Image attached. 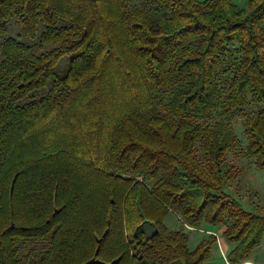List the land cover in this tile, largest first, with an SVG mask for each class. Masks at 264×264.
<instances>
[{"label":"trees","instance_id":"obj_1","mask_svg":"<svg viewBox=\"0 0 264 264\" xmlns=\"http://www.w3.org/2000/svg\"><path fill=\"white\" fill-rule=\"evenodd\" d=\"M263 23L264 0H0V264H204L202 223L246 261L264 216L225 190L235 137L207 120L264 102ZM242 123L264 168V107Z\"/></svg>","mask_w":264,"mask_h":264},{"label":"rangeland","instance_id":"obj_2","mask_svg":"<svg viewBox=\"0 0 264 264\" xmlns=\"http://www.w3.org/2000/svg\"><path fill=\"white\" fill-rule=\"evenodd\" d=\"M239 6L247 5V0H234ZM7 36L16 39L19 42L26 43L32 46L34 52H41L49 49L52 45H41L38 39L30 40L27 38L21 27L15 22L14 18L8 20ZM2 39L0 38V51ZM1 58V56H0ZM227 67V63L220 68V72ZM226 76L228 73L225 74ZM222 101V99L220 100ZM264 107V102L257 105L247 102L231 113L222 112L223 106L218 105L216 111L208 118V123L216 121L223 122L235 137V141L225 153V161L233 164L236 167V176L226 181L225 190L236 199L241 207L246 211H251L264 216V168H258L253 159L246 155V136L244 134V127L242 123L243 114H252L260 108ZM197 156L203 160L204 157L200 151H197ZM175 213H170L168 216L172 219V225L169 228L176 230L180 227L178 216H173ZM168 216L165 218L167 219ZM143 231H152L153 226L150 223H143L140 227ZM224 226H213L207 223H202L199 227L187 228L185 232L188 235V246H194L195 242L207 237L210 233H214L217 241L213 244L211 253L204 264H228L226 259L227 251L225 250L224 240L221 236V230ZM198 239V240H197ZM197 240V241H196ZM25 248V246H24ZM249 259L255 262L264 264V240L262 246L254 249L249 255ZM230 264V263H229Z\"/></svg>","mask_w":264,"mask_h":264},{"label":"crops","instance_id":"obj_3","mask_svg":"<svg viewBox=\"0 0 264 264\" xmlns=\"http://www.w3.org/2000/svg\"><path fill=\"white\" fill-rule=\"evenodd\" d=\"M202 1V0H201ZM234 1V0H233ZM263 27H264V23H263ZM169 215V214H168ZM167 215V216H168ZM173 216H175V215H173ZM170 224V225H172V219H170V217L168 216V218L167 219H165V224L169 227V224L167 223V222ZM223 231V229L221 230V232ZM189 239V238H188ZM198 240V239H197ZM196 240V241H197ZM224 240V239H223ZM199 241V240H198ZM198 241L197 242H195V244H194V246H189V247H191V248H194L195 246H196V244L198 243ZM262 243H263V241H262ZM262 243H261V245L260 246H262ZM224 244H225V250L227 251V253H229V251L232 249V248H234V246H233V243H228V242H226L225 240H224ZM259 246V247H260ZM258 248V247H257ZM241 264H261V263H259V262H255V261H252V260H250L249 259V257L247 258V260L246 261H244L243 263H241Z\"/></svg>","mask_w":264,"mask_h":264},{"label":"built area","instance_id":"obj_4","mask_svg":"<svg viewBox=\"0 0 264 264\" xmlns=\"http://www.w3.org/2000/svg\"><path fill=\"white\" fill-rule=\"evenodd\" d=\"M229 264V263H228Z\"/></svg>","mask_w":264,"mask_h":264}]
</instances>
